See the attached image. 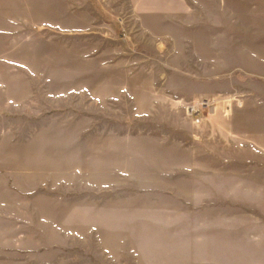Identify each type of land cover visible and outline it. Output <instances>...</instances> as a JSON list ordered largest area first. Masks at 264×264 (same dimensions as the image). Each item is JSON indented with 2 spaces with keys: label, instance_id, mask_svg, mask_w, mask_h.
Instances as JSON below:
<instances>
[{
  "label": "crops",
  "instance_id": "1",
  "mask_svg": "<svg viewBox=\"0 0 264 264\" xmlns=\"http://www.w3.org/2000/svg\"><path fill=\"white\" fill-rule=\"evenodd\" d=\"M74 4L85 7L84 0H0V57L6 55L4 59L14 64L10 58L26 51L60 49L56 40L69 49L68 37L78 40L86 32V15H91L100 38L116 39L120 17L126 22L130 45L184 49V58L174 67L185 72L173 73L172 79L143 71L104 83L100 78L83 83L86 87L79 91L87 92V101L107 102L113 112L124 102L134 111L132 119H122L126 127L103 129L97 113L89 109L62 115V121L52 116L42 133L27 141L50 157L28 166L20 163L23 166L15 165L10 172L26 180L49 165L47 171L61 181L76 180L82 188L88 183L92 191L100 192L112 190V179L124 172L171 177L174 203L184 204L191 223L195 220L190 231L212 229V239L221 236L231 246L230 231L235 234L239 244L233 250L228 246L225 264H264V0H94L92 10H77ZM52 29L62 35L48 39L50 43L37 38L36 30ZM234 91L243 95L244 106L229 115L219 108L205 115L199 127L180 109L187 100ZM172 118L176 124L169 129L133 127V119L159 123ZM61 198L65 205L56 211L62 216L57 222L51 218L46 245L77 244L69 239L95 230L107 232V238H122L131 229L126 218L118 224L121 218L114 213L120 209H92L106 215L89 221L86 207L69 205L67 194ZM21 214V221H30ZM184 214L174 212L176 229L185 222ZM195 239L197 245L218 244Z\"/></svg>",
  "mask_w": 264,
  "mask_h": 264
},
{
  "label": "rangeland",
  "instance_id": "2",
  "mask_svg": "<svg viewBox=\"0 0 264 264\" xmlns=\"http://www.w3.org/2000/svg\"><path fill=\"white\" fill-rule=\"evenodd\" d=\"M84 1L85 7L74 4V8L92 10L94 0ZM84 24L86 32L78 40L68 37L69 49H63L65 43L56 40V47L60 49H33L35 52H23L15 60L10 58L14 64L21 62L17 64L20 68L7 62L6 55L0 57V264H225L222 259L231 246L226 242L228 239L221 236L212 239V229L189 230L195 220L191 223L184 204L174 203L175 187L171 177L142 175L139 170L124 172L112 179V190L100 192L92 191L88 183L82 188L76 180L61 181L59 175L47 171L51 168L49 165L41 172L27 175L26 180L10 172L20 163L28 166L36 164L37 159L50 157L43 150L29 147L27 141L42 133L47 119L52 116L62 121L65 119L62 115L89 109L97 113V124L103 129L122 131L126 127L122 119H132L134 111L125 108L124 102L113 112L107 102L87 101V92L79 91L93 78H100L104 83L109 78L134 76L145 71L151 77L172 79L173 73L185 72L174 67L184 58L181 56L184 49H140L136 44L130 45L126 22L120 17L116 22V39L100 38L93 30L91 15L85 16ZM36 33L39 40L47 43H50L48 39L62 35L53 29L36 30ZM30 40L28 37L26 41ZM117 65L120 69L114 68ZM61 79H64L62 84ZM104 89L102 87L101 91ZM211 113L214 112L206 115ZM133 120V127L138 130L164 126L169 129L172 123L176 124L175 118L159 123ZM184 182L186 189L190 188L188 181ZM66 194L69 205L86 207V220L106 215L94 213L92 209L113 207L120 209L114 213L121 218L118 224L124 223L126 218L125 223L131 229L123 232L125 237L122 235V238H107V232L95 230L93 233L85 231L78 240L69 239L77 244L46 245L48 225L51 218L57 222L62 216L56 207L65 205L66 200L61 197ZM78 195L83 199L78 200ZM180 210L182 215L186 212V220L176 229L173 215ZM21 211L30 221L20 220ZM40 211L48 213L40 214ZM204 218V215L200 217L202 221ZM230 232L234 236L229 238L233 250L239 241L233 231ZM19 233L28 236L22 237ZM197 237L201 242L218 244L197 245Z\"/></svg>",
  "mask_w": 264,
  "mask_h": 264
},
{
  "label": "built area",
  "instance_id": "3",
  "mask_svg": "<svg viewBox=\"0 0 264 264\" xmlns=\"http://www.w3.org/2000/svg\"><path fill=\"white\" fill-rule=\"evenodd\" d=\"M244 103L243 95L234 91L230 94H217L190 99L182 103V108L185 116L191 123L200 126L203 122L204 115L214 112L219 107H222L225 114L229 115L233 109L242 108Z\"/></svg>",
  "mask_w": 264,
  "mask_h": 264
}]
</instances>
